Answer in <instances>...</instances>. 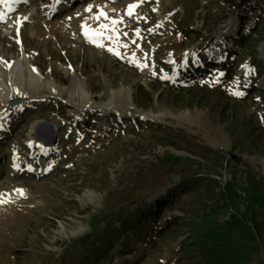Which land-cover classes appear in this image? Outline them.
Here are the masks:
<instances>
[{
    "label": "rangeland",
    "instance_id": "rangeland-1",
    "mask_svg": "<svg viewBox=\"0 0 264 264\" xmlns=\"http://www.w3.org/2000/svg\"><path fill=\"white\" fill-rule=\"evenodd\" d=\"M73 1L0 0V264H264V0Z\"/></svg>",
    "mask_w": 264,
    "mask_h": 264
},
{
    "label": "bare ground",
    "instance_id": "bare-ground-1",
    "mask_svg": "<svg viewBox=\"0 0 264 264\" xmlns=\"http://www.w3.org/2000/svg\"><path fill=\"white\" fill-rule=\"evenodd\" d=\"M70 1V0H69ZM74 1H76V0H74ZM73 1V2H74ZM53 3H54V1L52 2V7H53ZM4 4H5V10H6V12H12V11H14L18 6H20V2H17V0H4ZM51 12H52V10H51ZM60 11H57V12H55V14H58ZM102 38L103 37V35L102 36H99V35H97V36H95L94 38H96V39H98V38ZM29 84H31V85H36L37 84V80H36V78L35 77H30L29 78ZM118 101H117V99L116 98H114L113 96L111 97V99L109 100V103H106L105 104V108H106V110H108V109H112L113 108V105H114V108L116 107L115 106V103H117ZM129 103V102H128ZM118 104V103H117ZM17 106V105H16ZM16 106H14V107H16ZM129 107H131L132 109H134L135 110V107L133 106V104H129V106H126V105H124V104H121V109H122V112H124V111H126ZM215 137L216 138H218L219 140H222V137H223V134L221 133V132H218L217 131V133H215ZM212 147H215V143L214 142H211V144H210ZM19 183L18 182H16V183H14L12 186H17ZM10 186H8V187H5V188H9ZM1 189V188H0ZM4 198H6V200L7 201H16L17 200V198H18V195H17V193H10L8 196H5Z\"/></svg>",
    "mask_w": 264,
    "mask_h": 264
},
{
    "label": "snow or ice",
    "instance_id": "snow-or-ice-1",
    "mask_svg": "<svg viewBox=\"0 0 264 264\" xmlns=\"http://www.w3.org/2000/svg\"><path fill=\"white\" fill-rule=\"evenodd\" d=\"M17 2H20V0H17ZM24 2H26V0H24ZM134 7H135V5H129L128 6L127 15H132V9H134ZM101 16H103V17H105L107 19L106 13H104L103 11H100L99 14L95 17V19H99ZM3 19H4L3 15L0 14V21H2ZM24 19H27V18L25 17ZM118 22L119 21H117L116 19L113 18L111 20V25L101 24V25H99V29L98 30L88 29V27L86 25H84V24L81 25V29H82L83 34L86 37L91 35L93 37V41L92 42H95L94 37L97 36V35L102 36L103 35V31L102 30H111L112 32H115L114 25L117 24ZM137 33H138V30H137ZM125 35H126V33H125ZM108 38L111 39L112 37H108ZM125 47H126V45H125ZM108 50L109 51H114L112 48H109ZM115 54L119 55L118 52H116ZM17 191H19L21 194H23V190H17Z\"/></svg>",
    "mask_w": 264,
    "mask_h": 264
},
{
    "label": "water",
    "instance_id": "water-1",
    "mask_svg": "<svg viewBox=\"0 0 264 264\" xmlns=\"http://www.w3.org/2000/svg\"><path fill=\"white\" fill-rule=\"evenodd\" d=\"M260 51H261L262 56L264 58V41L261 44ZM19 102H20V99H15V100H13L12 104H17ZM48 139H49V137L43 138L45 145L46 146H52V145H54L55 144V141H56L55 133L53 132V135L51 136V139L50 140H48ZM220 152H221V154L223 156H225L226 158H229V159H233V158L236 157V155L234 153H230L229 151L224 150V149L223 150H220ZM168 178L170 179V181L174 182V181L177 180L178 174L171 173V174L168 175Z\"/></svg>",
    "mask_w": 264,
    "mask_h": 264
},
{
    "label": "trees",
    "instance_id": "trees-1",
    "mask_svg": "<svg viewBox=\"0 0 264 264\" xmlns=\"http://www.w3.org/2000/svg\"><path fill=\"white\" fill-rule=\"evenodd\" d=\"M195 146H198V144H195ZM151 212H152L151 215H154L156 213L154 211H151ZM145 216H147V214ZM145 216L144 215L143 216H140V217H138L137 219H135L133 221L132 220H129V223H131V222L133 223L134 221H136L138 225H141L142 226V224L144 225V223H145V218H146ZM104 259H106V258H104Z\"/></svg>",
    "mask_w": 264,
    "mask_h": 264
}]
</instances>
